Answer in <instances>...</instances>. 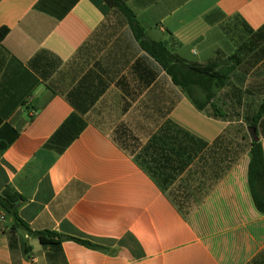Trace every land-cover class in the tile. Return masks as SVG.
<instances>
[{"label":"crops","instance_id":"crops-1","mask_svg":"<svg viewBox=\"0 0 264 264\" xmlns=\"http://www.w3.org/2000/svg\"><path fill=\"white\" fill-rule=\"evenodd\" d=\"M126 4L150 39L217 63L225 116L199 111L102 0H0V195L65 238L42 245L0 204V264H264L242 119L222 108L264 104V0ZM168 121L208 145L166 184L138 156ZM257 132L264 148V115Z\"/></svg>","mask_w":264,"mask_h":264},{"label":"trees","instance_id":"trees-1","mask_svg":"<svg viewBox=\"0 0 264 264\" xmlns=\"http://www.w3.org/2000/svg\"><path fill=\"white\" fill-rule=\"evenodd\" d=\"M102 1L106 6L115 9L124 17L140 48L160 65L166 75L170 77L172 83L184 92L199 111L206 112L208 108H211L213 117L222 118L225 116L214 104L213 100L216 96L215 89L224 88L229 78L218 70L215 61L201 65L181 59L178 55L169 51L163 42L152 40L147 36L146 29L127 6L126 0ZM8 33L9 30L7 28L0 30V43L4 41ZM262 33L264 34V29L253 34V37H258ZM263 115L264 104L256 115L247 119V127L256 128L258 131ZM247 135L250 139L249 151L251 153L248 175L250 190L256 208L260 213L264 214V148L261 141L254 142L249 132H247ZM242 139L245 141V136ZM49 145H51V142ZM207 145L203 140L196 138L172 121H168L159 134L147 143L138 158L152 176L157 178L165 176L163 182L168 184L178 172L184 171L193 156ZM20 201H22V197L17 194L11 197L0 195V204L14 217V228L25 229L33 233L39 237L40 242L44 246L61 244L62 236L56 232H33L30 229L29 225L18 215L17 205ZM67 239L87 247L97 248V246L89 242L72 237Z\"/></svg>","mask_w":264,"mask_h":264},{"label":"rangeland","instance_id":"rangeland-1","mask_svg":"<svg viewBox=\"0 0 264 264\" xmlns=\"http://www.w3.org/2000/svg\"><path fill=\"white\" fill-rule=\"evenodd\" d=\"M222 108L225 111H228V118L232 121L238 122L239 120L242 119V123L239 124H235V125H231V129H233V131L236 132H240V136H245V138H247V141L245 140H241V153L242 155H244L247 152V149L249 148V137L247 135V126H248V118H250L254 113H256V109L253 108H245L244 110H239L236 108H233L230 106H222ZM210 111H212V109L210 108ZM213 112V111H212ZM238 130V131H237ZM241 137V138H242Z\"/></svg>","mask_w":264,"mask_h":264},{"label":"water","instance_id":"water-1","mask_svg":"<svg viewBox=\"0 0 264 264\" xmlns=\"http://www.w3.org/2000/svg\"><path fill=\"white\" fill-rule=\"evenodd\" d=\"M248 132H249V134L252 137V140L254 142H259L260 141V137L258 135V132H257V129L256 128L250 127L248 129ZM62 239H65V238L63 237Z\"/></svg>","mask_w":264,"mask_h":264}]
</instances>
